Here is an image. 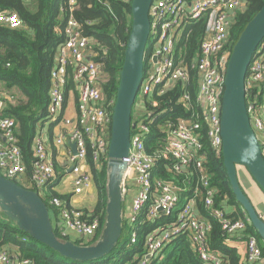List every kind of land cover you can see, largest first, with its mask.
Wrapping results in <instances>:
<instances>
[{
	"label": "built area",
	"instance_id": "built-area-1",
	"mask_svg": "<svg viewBox=\"0 0 264 264\" xmlns=\"http://www.w3.org/2000/svg\"><path fill=\"white\" fill-rule=\"evenodd\" d=\"M75 3L76 0H69L70 11ZM243 7L241 0H154L150 6L148 39L152 41V50L147 55L137 93H142V111L131 121L130 146L122 158L125 163L121 186L123 197L126 193H133L129 209L123 210L130 243L139 239L141 225L150 226L142 233L144 251L132 264L160 262L164 249L180 236L189 240L193 252L203 264H228L223 253L210 245L212 223L200 211L201 206L220 223L225 243L242 240L245 245L243 259L251 264H264V249L257 237L245 232L250 223L247 215L237 219L230 217L235 209L228 212L226 199L216 206L218 191L210 184L204 149L205 138L208 147L216 155L221 154L224 69L232 50L229 34L237 11ZM201 18H205L204 34L198 51L187 60L179 43L188 26ZM0 24L10 28L23 26L16 12L2 9ZM62 31L64 39L58 46L50 70L46 113L47 122L68 128L67 134L61 128L53 143L65 148L69 170L73 174L72 194H80L94 183L86 161L88 152L91 151L95 162H101L104 157L108 160L114 99L104 96L102 82L105 73L102 62L96 59L97 52L92 48L95 42L81 33L72 14L66 19ZM177 37L179 42L176 45ZM192 79L196 83L194 99L189 89ZM69 83L72 88L67 90ZM177 86L180 88L178 103L189 114L159 124L161 141L152 144L151 124L156 119L154 108L158 106L157 100L152 98ZM262 86L264 38L255 50L245 76L246 110L264 157ZM15 95L0 88V175L19 181L42 197L55 179L53 154L42 127L33 138L31 172L27 173L16 133V120L5 113ZM146 102L151 107H147ZM72 103L73 117L68 114ZM69 141L76 145L75 154ZM160 164L171 178L156 175ZM183 194L185 201L180 205ZM50 205L58 210L59 221L52 224L62 236L68 237L69 232H74L86 242L100 230L98 217H90L83 209L72 207L68 200L53 197ZM0 264L35 262L19 256L14 249L1 247Z\"/></svg>",
	"mask_w": 264,
	"mask_h": 264
},
{
	"label": "trees",
	"instance_id": "trees-1",
	"mask_svg": "<svg viewBox=\"0 0 264 264\" xmlns=\"http://www.w3.org/2000/svg\"><path fill=\"white\" fill-rule=\"evenodd\" d=\"M244 3L242 10L237 11L230 29V50L245 25L254 17L264 4V0H241ZM0 9L14 11L18 14L23 26L10 28L0 24V88L14 92L16 98L8 104L5 113L14 117L17 123V137L19 146L24 155L27 173L31 172L32 143L34 135L45 125H48L49 136L52 137L54 122H47L46 106L50 85V70L58 46L64 39L63 27L70 14L78 21L81 33L95 43L93 50L97 52V60L103 64L105 73L102 89L107 99H114L119 82V72L123 63L124 50L128 40L132 15L131 0H76L70 11L69 0H0ZM205 30V18L191 23L179 45L190 60L198 51ZM152 41L148 39L144 51V68L147 55L151 53ZM72 88L69 83L67 90ZM195 80L189 84L192 99L195 98ZM264 93V86H262ZM179 86L168 90L165 94L154 95L158 106L154 108L156 119L151 124L150 137L152 144L161 141L162 134L158 125L167 119L186 116L189 111L178 103ZM66 91V95H67ZM264 103V98H260ZM147 107H151L146 102ZM135 102L131 112V121L134 120ZM150 142V143H151ZM149 141L148 144L150 145ZM148 145V146H149ZM204 149L207 154L206 166L210 173V184L216 187V206H220L224 199L230 207H235L229 215L233 219L244 216L246 213L240 203L235 200L231 185L223 165L222 154L216 155L204 138ZM87 164L92 174L96 190V203L91 210H84L90 217H98L101 221L97 235L87 240L76 239V244L90 245L99 237L104 224V210L107 202V157L101 162L94 161L91 151L87 155ZM68 162L59 163L54 160L55 180L49 186V191L42 196L43 201L53 214L57 208L50 205V199L59 197L66 200L67 195L53 189L59 177L65 173ZM157 176L171 178V174L163 170L160 164ZM19 185V181L14 180ZM23 186V185H22ZM24 187V186H23ZM259 187V186H258ZM260 188V187H259ZM261 189V188H260ZM185 201L181 195L180 205ZM200 211L212 223L209 232V242L212 248L221 251L228 264H251L241 257L235 247L225 243L224 232L220 223L211 218L201 206ZM0 248L14 249L19 256L32 259L35 264H132L143 253V234L150 229L145 224L139 228V239L130 243V236L125 220L122 221V234L115 247L104 257L92 261H77L65 258L56 251L34 239L27 233L19 230L11 221L0 212ZM163 220V219H162ZM56 236L63 241L69 237L62 236L54 230ZM246 233L254 234L264 249L261 240L251 222ZM164 257L160 262L151 264H203L193 252L189 240L180 236L164 249Z\"/></svg>",
	"mask_w": 264,
	"mask_h": 264
},
{
	"label": "water",
	"instance_id": "water-1",
	"mask_svg": "<svg viewBox=\"0 0 264 264\" xmlns=\"http://www.w3.org/2000/svg\"><path fill=\"white\" fill-rule=\"evenodd\" d=\"M154 0H131L132 22L124 50L119 82L112 107L107 162V202L104 224L93 244L60 240L54 231L50 211L34 190L0 175V211L19 230L47 245L59 255L77 261H92L107 255L122 234V179L128 153L131 112L144 74V51L150 32L149 9ZM264 38V4L245 25L233 44L224 69L221 102L223 165L235 200L240 203L253 228L264 242V219L242 189L238 167L244 166L264 192V157L246 110L245 76L255 50ZM155 59V58H154ZM76 153L74 142H68Z\"/></svg>",
	"mask_w": 264,
	"mask_h": 264
},
{
	"label": "crops",
	"instance_id": "crops-1",
	"mask_svg": "<svg viewBox=\"0 0 264 264\" xmlns=\"http://www.w3.org/2000/svg\"><path fill=\"white\" fill-rule=\"evenodd\" d=\"M74 101V100H73ZM139 110V109H137ZM68 114L71 115L72 117L75 115V110H74V105L69 107L68 109ZM43 127V132H44V138L48 142L50 149L53 154V158L55 161L59 163H66L67 161V155L64 147H58L54 145L53 139L56 135H58L61 131V128L63 129L64 134H67L68 128L67 127H61V126H54L53 131H52V137L49 136L48 132V125L45 124ZM67 170V171H66ZM69 170V165L65 169V173L62 175V177H67V183L70 184V187H68V192L65 189L66 183L65 181L62 182V177H59V180L55 185H53V189H55L57 192L61 194L67 195V200L69 201V205L75 208H80L83 210H91L93 209L95 203H96V190H95V185L94 183L88 188L85 189L82 193L80 194H72V176L73 174ZM238 177L239 181L241 184L242 189L245 191L246 195L248 198L251 200L253 205L255 206L257 212L260 214V216L264 219V192L257 186V184L254 182L250 174L248 173L247 169L239 171L238 168ZM57 178V177H56ZM55 178V179H56ZM54 179V180H55ZM54 182V181H53ZM52 185V184H51ZM92 193L94 194V197H91ZM129 194V202L126 203V199L123 200V210H128L131 204V199L133 193L130 192ZM126 204V208L124 207ZM235 207H227L228 212H231ZM57 214V213H56ZM56 214H53L52 223L57 224L59 221V218ZM69 240L75 241L76 239H80L78 235L74 232H69L68 234ZM228 245L235 247L238 251V253L241 255V257H244L245 253V245L242 240H231L229 242H226Z\"/></svg>",
	"mask_w": 264,
	"mask_h": 264
},
{
	"label": "rangeland",
	"instance_id": "rangeland-1",
	"mask_svg": "<svg viewBox=\"0 0 264 264\" xmlns=\"http://www.w3.org/2000/svg\"><path fill=\"white\" fill-rule=\"evenodd\" d=\"M178 42H179V37H177V39H176V41H175V44L177 45ZM141 99L143 100L142 93L138 94L137 97H136L135 110H134V111H135V112H134V119H136V118L139 116V114L141 113V111H142V107L140 106V103H142V102H141ZM137 109H139V110H137ZM245 169H246V168H245L244 166H239V171H241V170H244V171H245ZM66 178H67V177H62L61 180H62V182L65 181V183H66L65 189L67 190L68 187H70V184L67 183V179H66ZM65 192H68V190L65 191ZM91 197H93V198L95 199L93 193H92ZM126 198H127V199H126ZM125 199H126V200H125ZM124 200L126 201V203L129 202V194H128V193L125 194V196H124ZM124 207L126 208V204H125ZM228 207H229V206H228ZM0 216H1V215H0ZM50 216H51V218L53 217V213H52L51 210H50Z\"/></svg>",
	"mask_w": 264,
	"mask_h": 264
}]
</instances>
